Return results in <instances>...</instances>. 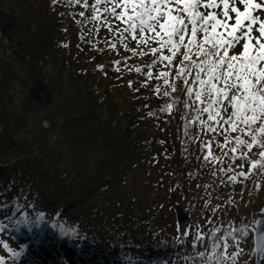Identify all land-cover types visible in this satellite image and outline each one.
Segmentation results:
<instances>
[{
	"label": "trees",
	"instance_id": "trees-1",
	"mask_svg": "<svg viewBox=\"0 0 264 264\" xmlns=\"http://www.w3.org/2000/svg\"><path fill=\"white\" fill-rule=\"evenodd\" d=\"M84 11L70 0H0L1 259L5 264L19 253L16 264H205L199 253L207 251L211 229L250 226L264 204L261 169L238 182L223 171L246 170L262 149L254 146L234 161L232 145L217 147L224 136L197 124L185 135L186 86L175 79L182 58L171 69H152L154 75L170 70L176 88L162 87L170 95H157L153 88L162 81H145V73L159 53L131 51L157 45L129 38L127 50L111 49L106 41L113 33L83 22ZM173 100L172 111H163ZM187 118H195L193 110ZM206 141H213L219 163L204 160ZM163 159H170L171 187L185 198L187 212L178 221L174 205L169 227L158 222L161 206L144 190ZM198 230L206 236L202 243L194 241ZM250 238L251 232L240 237L239 247L252 257Z\"/></svg>",
	"mask_w": 264,
	"mask_h": 264
},
{
	"label": "snow or ice",
	"instance_id": "snow-or-ice-1",
	"mask_svg": "<svg viewBox=\"0 0 264 264\" xmlns=\"http://www.w3.org/2000/svg\"><path fill=\"white\" fill-rule=\"evenodd\" d=\"M70 2L85 9L78 14L83 22L107 27L113 33V40L106 41L111 49L120 44L127 50L129 38L137 45H157L148 51L131 50L132 56L150 54L157 57L159 53L157 59L146 65L148 71L145 73V81H162V85L153 88L157 95H170L168 91L162 92V87L171 88L172 92L176 88L170 81V70L154 75L152 69L157 64L171 69L173 61L180 56L182 62L176 66L175 79L182 80L186 86L188 100L182 117L185 135L188 127L197 124L204 132L224 136V143L217 147L232 145L230 152L234 161L246 159L247 153L258 146L262 150L257 159L248 162L246 170L242 168L236 172L228 168L223 171L231 182L246 179L256 169L264 174V18L258 14L264 13V0H94L91 5L87 0ZM52 3L55 5L59 0H52ZM89 11L90 17L86 16ZM120 63L116 62V71L120 70ZM98 70L103 72V66H98ZM135 71L140 73L143 69L136 67ZM132 83L129 81V87ZM143 86L147 87V83ZM176 102L173 100L162 110L171 112ZM188 110L194 111V119L187 118ZM231 133L237 135L233 137ZM244 136L250 137V142ZM202 143L204 160L219 163L212 153L213 141ZM261 225H264V211L250 226L212 228L207 236L209 243L205 245L207 251L199 253V258L205 264H236L241 252L240 237L252 232L253 253L264 259ZM205 239L198 230L194 241L202 243ZM229 240L236 248L232 253L228 252ZM3 246L8 248L7 244ZM18 255L13 253V256ZM0 264H4L2 259Z\"/></svg>",
	"mask_w": 264,
	"mask_h": 264
},
{
	"label": "rangeland",
	"instance_id": "rangeland-1",
	"mask_svg": "<svg viewBox=\"0 0 264 264\" xmlns=\"http://www.w3.org/2000/svg\"><path fill=\"white\" fill-rule=\"evenodd\" d=\"M258 14H260L262 16V18H264V13H258ZM171 171H172V169H171L170 159L159 160L156 163V165L153 167V171H152L153 181H152V183L147 185V186L146 185L144 186V190L147 193V195L154 198L153 200L156 201V203L161 206V209H160L161 214L159 212L157 214V216H159L158 222L164 223V225H166L167 227L171 226L173 221L175 222V218H174L175 216H174V210H173L174 205L182 206L185 202V198L183 196H182V198L177 197L178 198L177 199L175 191L172 190L171 186H173V183H172V180H170ZM171 198H175L174 201L178 202V203L174 204L172 202ZM192 200L193 199H190V201H192ZM197 213H199V212L197 211ZM245 215L247 218H249L248 214H245ZM255 218H256V216L252 218V223L254 222ZM167 221H168V223H167ZM211 222H212V220H210V223ZM0 223H1V221H0ZM250 247L252 250V234H251V238H250ZM4 252H5V250L3 248L1 249V247H0V259H1V257H6ZM252 253H253V251H252ZM250 254L251 253L249 251H246V250H245V252L241 253L240 255L242 257H240V258L242 259V261L240 262V264H244V263L245 264H253L254 263V254L252 255V257ZM15 257L16 256L10 257L9 260L6 261L5 264H16ZM261 261H262V259H261Z\"/></svg>",
	"mask_w": 264,
	"mask_h": 264
},
{
	"label": "water",
	"instance_id": "water-1",
	"mask_svg": "<svg viewBox=\"0 0 264 264\" xmlns=\"http://www.w3.org/2000/svg\"><path fill=\"white\" fill-rule=\"evenodd\" d=\"M262 211H264V204L258 210L256 218L254 219V222L261 218ZM175 214H176V218H177L178 221H184L187 218V212L182 206H176L175 207ZM261 230L264 231V225H261ZM251 234H252V251H253V248H254V235H253L252 232H251ZM260 263H261V258H258L254 254V263L253 264H260Z\"/></svg>",
	"mask_w": 264,
	"mask_h": 264
}]
</instances>
